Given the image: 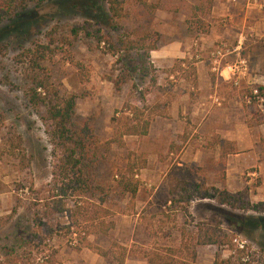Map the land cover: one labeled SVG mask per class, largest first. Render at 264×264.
<instances>
[{"label":"rangeland","instance_id":"rangeland-1","mask_svg":"<svg viewBox=\"0 0 264 264\" xmlns=\"http://www.w3.org/2000/svg\"><path fill=\"white\" fill-rule=\"evenodd\" d=\"M141 1L155 5L159 10L146 14L135 1L125 0L123 8L126 17L115 29H111L112 23L106 15V5L101 2L98 13L92 11L89 16L80 12L76 16H54L51 8H42L21 20L16 32H10L4 37L0 35V217L9 213L15 197L20 198V207L11 222L0 230V237L13 233L16 221L30 217L33 210H40L43 203L37 204L35 199L46 197L45 191L50 190L49 146L40 123L30 113L20 93L21 68L14 63L15 55L51 28L84 24L90 37L81 36L73 44L69 49L70 61L62 52L55 53L42 65L55 86L62 92L76 96L74 122L78 125L88 123L100 144L112 137L116 126L123 122L120 118H126L127 123H130L131 116L122 111L124 106H142L143 116L151 119L149 134L147 132V135L139 137L123 136L119 144L111 145L107 163L96 172L99 184L113 188L117 169L134 155L142 154L145 165L134 175L138 183L135 197L131 201L124 197L118 202L119 211L112 218L114 229L105 237H86L87 241L111 256L102 258L85 248L74 250L73 245L83 237L84 232L79 215L85 208L95 210V205L72 200L65 205L68 212L57 219L59 229H56L51 240L53 251H46L48 259L43 260L42 264H117V248H124L127 252L123 264H147L146 257L151 253L164 256L169 253L165 254V250H170L169 257L175 264H188L191 261L188 256L193 248L192 240L196 230L194 225L197 223L217 226L227 239L226 244L221 247L194 248L193 264L200 262V257L206 253L212 256L217 254L219 260L230 258V262L236 264V253L230 245V239L234 237L245 242L248 264H263L264 233L251 226L255 220L264 218L263 214L231 210L208 199L193 198L187 204H175L174 207L167 201V191L171 190L173 179L200 182L218 189L222 188L224 180V160L219 158L212 161L216 152L209 144H213V140L203 141L200 135L203 132L199 130L186 143L192 127L188 114L189 105L196 98L194 89L190 90L188 86L191 85L194 64L197 62L203 63L210 78L217 77L221 82L218 88L226 99L220 102V106L224 103L223 106L233 111L232 120L248 128L247 135L242 133L241 136H250L256 140L253 149L264 162V141L256 131L259 126H264L262 99L258 94L259 99L254 98L250 86L246 84L249 80L247 83H251V87L264 86V33L260 37L253 35V10L244 17L245 5L248 9L256 8L264 13V7H257L261 0H216L217 5H223L224 10L230 13L242 6L237 14L240 23L236 18L230 20L227 13L217 16L210 13L202 15V27L205 28L206 25V33L217 24L229 30L231 28L235 35L227 46L217 42L201 51L196 50L200 44V36H190L186 32L190 7L198 5L201 0ZM7 24L8 22H3L0 29ZM142 32H155L159 35L155 52H160L162 47L178 46L179 52L185 54L180 58H173L167 67L161 61L157 64L152 62L154 53L149 52L145 57L138 48L129 52L118 50L121 48L118 41H135ZM97 38H101L99 43ZM84 39L91 44L90 49L83 44ZM237 41L241 43L240 48L232 51ZM109 43L117 48L113 54L109 51ZM65 48L61 47L62 50ZM216 50L230 54L222 60L226 63L238 60L244 62V75L237 86H233L231 81L222 82L225 73L219 77L210 71V63ZM3 78L8 79L9 85L2 84ZM121 78L126 81L116 90L113 83ZM183 92L190 94L187 113L180 114L178 111L175 116L170 117V106ZM238 135L241 137L240 133ZM176 137L183 139L181 144L175 143ZM225 149L227 150V146ZM229 149L232 150L231 154L237 150H240L239 154L248 151V147L245 148L244 145ZM194 157L198 159L190 163ZM184 161L188 163H183ZM177 164L182 166L178 167ZM247 164L242 166L235 179L237 183L240 182V190L228 192L245 191L247 201L255 204L263 197L264 190H260L258 168ZM227 218L239 222L237 225L240 226L244 220L247 223H243V231H239V226L229 223ZM72 224L80 226L75 235L64 230L65 226ZM181 227L182 236L179 234ZM112 245L115 246L111 247Z\"/></svg>","mask_w":264,"mask_h":264},{"label":"trees","instance_id":"trees-1","mask_svg":"<svg viewBox=\"0 0 264 264\" xmlns=\"http://www.w3.org/2000/svg\"><path fill=\"white\" fill-rule=\"evenodd\" d=\"M133 1L146 14L158 9L157 6L141 0ZM101 2L106 5V15L112 23L111 29L118 28L120 21L126 17L123 8L125 0H0V25L3 22H8L6 26L0 29V35L4 37L10 32H16L21 20L28 18L31 13L42 8H51V13L54 16H76L77 12L89 16L92 11L98 13L97 10H99ZM210 2L211 0H201L198 5L190 7V16L186 22L188 35L197 36L206 33V25L205 28L202 27L204 22L201 20V16L209 12ZM93 25L95 24L93 23ZM142 33L135 41H118V45L121 47L118 50L129 52L138 48L147 57L149 52L155 50V43L159 35L155 32ZM81 36L90 37L87 29H84V24L61 25L47 30L37 40L29 42L26 49L15 55L14 63L21 68L20 93L30 113L40 123L42 133L49 146L50 190L45 191L46 197L35 199L37 204L43 203L40 210H33L30 217L23 221H16L14 232L10 233L9 236L0 237V264H33V262L42 264L43 260L47 261L46 251H53L51 240L56 229H59L57 219L68 212L65 205L67 202L71 203L72 200H82L95 205V210L90 211L85 208L79 215L84 232L83 237L73 245L74 250L85 248L102 258L111 256V254H107V252L87 241L86 237L107 236L115 227L112 218L119 211L118 202L124 197L131 201L137 193L138 183L134 175L136 171L144 168L145 161L142 154L128 158L126 163L117 169L113 188L99 184L96 181V172L100 166L107 163L111 145L119 144L121 137L146 135L151 119L143 116L142 106L140 108L124 106L122 111L131 116L130 123H127L126 118L122 120L120 118V121L123 122L116 126L112 137L100 144L88 123L78 125L74 122L76 96L62 92L55 86L42 65L49 61L55 53H65L66 59L70 61L69 49ZM100 40L101 38H97V43ZM83 44L87 49H90L91 44L87 39H84ZM109 44V51L113 54L117 48L113 43ZM63 46L66 47L64 50L61 49ZM125 70L127 71V68ZM125 81L124 78L115 81L113 83L115 89H119V86ZM8 83V79L3 78L2 84L9 85ZM256 90L262 99L261 106L264 108V86L257 87ZM137 103L141 105L140 102ZM223 145L226 146L227 144H221L220 158L232 151L229 149L231 147L227 146L226 150ZM170 189L167 191V201L173 207L175 204H187L191 199L197 198L211 200L216 205L231 210L249 211L264 215V201L250 204L247 201L245 191L230 193L224 189L205 186L203 183L186 181L182 178L171 180ZM19 207L20 198L15 197L9 213L0 217V230L11 222ZM227 219L231 224H239L230 218ZM245 222L246 220L243 223ZM194 226L196 230L192 240L193 248L188 256L191 261L188 264H193L194 248L221 247L226 244L227 239L217 226L204 223H197ZM237 226H239V231H243L240 225ZM251 226L253 229L261 230L264 233V218L255 220ZM77 227H80L79 224H72L65 226L64 230L66 233L75 235ZM182 229L181 227L179 230L180 236L183 235ZM117 249L116 263L123 264L127 252L124 248ZM168 252L170 253V250H165V254ZM169 253L161 256L153 252L146 257V263L175 264L169 257ZM241 257H243L242 253L236 252L235 263L248 264L240 262ZM212 264L232 263L230 258L219 260L218 255L215 254Z\"/></svg>","mask_w":264,"mask_h":264},{"label":"crops","instance_id":"crops-1","mask_svg":"<svg viewBox=\"0 0 264 264\" xmlns=\"http://www.w3.org/2000/svg\"><path fill=\"white\" fill-rule=\"evenodd\" d=\"M260 2L261 4L257 7H264V0H261ZM247 7V5L244 6V17L249 15L250 10L254 11L253 35L254 37H260L261 34L264 33V13L257 11L256 8L250 7L248 9ZM241 8L243 7L241 6ZM241 8L232 10V13H230L228 10H224L223 5H217L216 0H211L210 10L207 14L210 13L212 16H217L220 14L222 15V13H227L226 15L230 20L237 19V14L242 10ZM157 10H159V8L155 9L154 12ZM251 14L253 15V13ZM237 21L240 23V19H237ZM234 35L232 34L231 28L229 30L214 24V27H210L207 33L199 35L200 37L198 38V41H200V44L198 45V48L196 47V50L201 51L217 42L221 43L223 46H227L229 41L233 39ZM150 53H154L155 55L152 57V62L157 64L161 61L167 67L171 64L173 58H180V56L185 54L179 52L178 46L173 48L162 47L160 52L151 51ZM156 58H159V60L156 61ZM217 79V77H215V79L210 78L208 70L206 71L202 62L194 64V75L191 80V85L188 87L190 90L194 89V95H196V98L189 105L190 110L188 114L192 127L190 128V136L186 138V143L196 132L201 130L203 133L200 135H202L203 141H206L207 139H211L207 141H214L213 144H209L210 146H213L212 148L214 149V152H216L213 155L212 161H216L220 158V146L222 143L227 144L226 146L228 147L234 146V148H240L242 145H244L245 148L248 147V151L243 154H239L240 150H237L234 154L228 153L224 157H221V159L224 160V180L221 189L227 191L240 190V182L238 181L237 183L235 179L241 171L242 166H247V163H250V166L254 165L258 168V177L261 179V189L258 188V190H264V162L253 149L256 140L250 136L248 138H242L241 134L244 133L247 135L248 128L244 127L242 124H238V121L232 120L231 115L233 111H229L228 108L223 106L224 103L220 106V102L224 101L226 98L225 95L220 93L218 87L221 82ZM178 81L183 80L178 79ZM222 82H229V80L226 76H223ZM189 95L188 92H183L182 95L176 97L175 103H172L168 111L170 117L175 116L178 111L180 114L187 113L188 110L186 107ZM256 131L264 141V126H259ZM147 132L149 134V126ZM239 133L241 137H239ZM182 141V138H175L176 144H181ZM247 141H249V143H247ZM197 159L198 157L192 158L190 163H193ZM183 163H188V161H184ZM177 166L179 167L182 165L177 164ZM232 175L234 176L232 177ZM262 196L263 197H260V199L257 200L258 202L264 201V195ZM209 247L210 246H206V249H209ZM196 258L198 259V256ZM213 259L214 255L212 256L209 253H206L200 257V262H196V264H212Z\"/></svg>","mask_w":264,"mask_h":264},{"label":"built area","instance_id":"built-area-1","mask_svg":"<svg viewBox=\"0 0 264 264\" xmlns=\"http://www.w3.org/2000/svg\"><path fill=\"white\" fill-rule=\"evenodd\" d=\"M234 2V0H231ZM241 43L237 41V45L235 47L234 51H237L240 48ZM227 55L225 52H221L220 50H216L214 52V56L211 60L210 63V71L213 72L215 75L222 77V74L225 73L226 77L231 81L233 86H237L239 80L241 77L244 75V62L242 60L234 61L233 63H226L222 61L224 57ZM249 81V80H248ZM247 81V82H248ZM250 86L251 89V94L253 95L254 98L259 99L257 96V90L255 87H251V83H247ZM249 100L247 99V102ZM230 245L234 248L235 253L236 252H241L242 256L240 259V262L242 263H249V258L247 255V250H246V244L243 240H240L237 237L231 238L230 239Z\"/></svg>","mask_w":264,"mask_h":264}]
</instances>
